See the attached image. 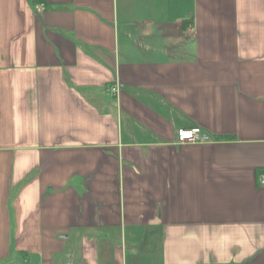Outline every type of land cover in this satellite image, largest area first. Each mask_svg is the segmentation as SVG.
Instances as JSON below:
<instances>
[{"label": "crops", "instance_id": "1", "mask_svg": "<svg viewBox=\"0 0 264 264\" xmlns=\"http://www.w3.org/2000/svg\"><path fill=\"white\" fill-rule=\"evenodd\" d=\"M263 174L264 0H0V264H264Z\"/></svg>", "mask_w": 264, "mask_h": 264}, {"label": "built area", "instance_id": "2", "mask_svg": "<svg viewBox=\"0 0 264 264\" xmlns=\"http://www.w3.org/2000/svg\"><path fill=\"white\" fill-rule=\"evenodd\" d=\"M117 93L118 90H112ZM176 144L205 145L212 143L211 137L200 128L177 129L175 132ZM259 186L264 188V174L259 178Z\"/></svg>", "mask_w": 264, "mask_h": 264}]
</instances>
